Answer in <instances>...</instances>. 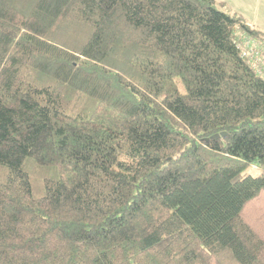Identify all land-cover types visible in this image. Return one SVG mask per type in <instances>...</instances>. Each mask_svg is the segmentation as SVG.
<instances>
[{
	"label": "trees",
	"instance_id": "obj_1",
	"mask_svg": "<svg viewBox=\"0 0 264 264\" xmlns=\"http://www.w3.org/2000/svg\"><path fill=\"white\" fill-rule=\"evenodd\" d=\"M218 5L0 0V264H264V35Z\"/></svg>",
	"mask_w": 264,
	"mask_h": 264
},
{
	"label": "rangeland",
	"instance_id": "obj_2",
	"mask_svg": "<svg viewBox=\"0 0 264 264\" xmlns=\"http://www.w3.org/2000/svg\"><path fill=\"white\" fill-rule=\"evenodd\" d=\"M226 12L242 14L249 24L264 35V0H217Z\"/></svg>",
	"mask_w": 264,
	"mask_h": 264
},
{
	"label": "built area",
	"instance_id": "obj_3",
	"mask_svg": "<svg viewBox=\"0 0 264 264\" xmlns=\"http://www.w3.org/2000/svg\"><path fill=\"white\" fill-rule=\"evenodd\" d=\"M241 56L249 61L254 70L264 76V40L241 34L238 38Z\"/></svg>",
	"mask_w": 264,
	"mask_h": 264
},
{
	"label": "water",
	"instance_id": "obj_4",
	"mask_svg": "<svg viewBox=\"0 0 264 264\" xmlns=\"http://www.w3.org/2000/svg\"><path fill=\"white\" fill-rule=\"evenodd\" d=\"M225 135H226V133L218 134V135L213 136L212 139H218L221 136H225Z\"/></svg>",
	"mask_w": 264,
	"mask_h": 264
}]
</instances>
